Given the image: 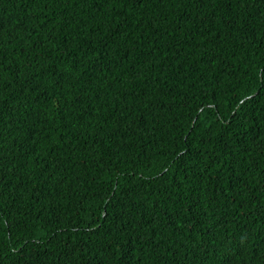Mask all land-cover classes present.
Returning a JSON list of instances; mask_svg holds the SVG:
<instances>
[{"label": "trees", "instance_id": "1", "mask_svg": "<svg viewBox=\"0 0 264 264\" xmlns=\"http://www.w3.org/2000/svg\"><path fill=\"white\" fill-rule=\"evenodd\" d=\"M106 4L0 0V181L6 197L0 212V264H86L88 257H66L63 243H33L38 233L23 225L29 218L43 217L39 223L51 224L50 234L64 230L76 237L77 246L86 240V250L95 253L99 240L89 238L87 229L77 232V225L101 220L108 193L123 195L132 172L155 182L145 181L142 192L147 199L136 206L135 220L122 235L129 243L150 236L152 222L164 225L163 212L173 208H157L158 197L152 192L163 191V185L176 190L187 205L197 195L189 198L190 182L179 191L177 185L185 178L183 161L173 163V157L179 160L177 154L188 149L189 163L194 160L203 167L205 161L197 153L205 143L226 139L231 135L228 122L236 125L234 117L251 120L245 114L260 108L259 103L241 105L240 100L253 92L264 98V0H196L195 5L129 0L123 9L105 11ZM213 53L218 54L215 62ZM70 63H78L86 73L65 72ZM218 82L227 86L217 88ZM255 123L258 128L245 124L248 143L253 134L264 135V121L257 118ZM240 147L237 156L243 159L237 171L244 181L259 186L254 162L261 157L255 144L251 158ZM100 160L107 167H98ZM118 169L126 175L114 189ZM97 173L103 184L93 183ZM216 174L211 169V175ZM228 191L235 203L211 180L199 193L197 219L203 221L200 232L209 241L207 255L189 245L195 237L185 232L177 238L168 229L158 236L157 250L149 247V256L140 253L143 264H220L213 239L225 245L231 240L237 249L244 241L236 264H264V256L256 253L258 245L245 239L252 233L259 240L256 222L241 207L254 202L253 193L245 188L238 194L240 187ZM85 196L92 207L77 217ZM6 224L12 225L10 236ZM141 224L147 231L141 233Z\"/></svg>", "mask_w": 264, "mask_h": 264}, {"label": "snow or ice", "instance_id": "2", "mask_svg": "<svg viewBox=\"0 0 264 264\" xmlns=\"http://www.w3.org/2000/svg\"><path fill=\"white\" fill-rule=\"evenodd\" d=\"M74 3L77 0H73ZM89 0H80V3H87ZM144 0H137V3L143 4ZM163 2V0H162ZM172 3H177L178 0H171ZM129 3V0H107L105 11L108 8H116L119 6L121 9L124 8L126 4ZM183 3H192L195 5L196 0H183ZM113 26L114 22H113ZM230 27V25H229ZM260 44L264 45V38L261 39ZM216 53H213L211 57L215 62L217 59ZM99 69L103 71L105 64L101 61L99 63ZM2 65H0V70H2ZM65 72L72 71L76 73H81V69L78 63H70L69 67L64 69ZM87 70H84L85 74ZM194 86V85H193ZM227 85L223 82H218L216 84L217 88H225ZM2 99V96H0ZM259 103L260 108L251 113L245 115H250L253 119L246 120L244 117H234L237 120L236 125H232L231 122H228V128L231 130V135L226 139L219 141H214L209 139L203 148L202 151H198V155L201 158V161H205L204 166L201 167L200 162L192 161L189 163V160L186 157H191L192 153L185 149L183 154L178 153L177 157H173V163H179L183 161V164L180 165L181 170L183 171V176L177 185L179 191H184L185 185L191 183V189L188 193L189 198L192 197L193 193H197L196 198L192 200L191 205H187L183 202L182 197L178 194L176 190L169 191L168 188H165L163 185L161 187L163 191L152 192L153 196L158 197L156 207L160 208L166 204L173 205L171 211H164L163 216L166 217L164 225H159L155 222H152V234L150 236L141 237L137 239L134 243H129L125 240L122 233L127 231V228L130 227L131 221L135 220V208L137 205H142L143 201L147 197L143 194L142 190L145 185V181L148 184L154 183V179L146 177L142 173L137 175L136 172H132L128 176L127 189L123 190V195H120L116 191L108 193L110 199L104 200L105 205V215L101 220L94 221L89 224H79L77 225L76 231L79 232L82 229H87L86 235L91 237H97L99 240L98 250L95 253L90 254L86 249L88 248V242L85 240L77 246V241L75 236H69L66 231L61 230L58 233H52L51 224L47 221L41 224L40 220L44 219L43 217L37 216L36 218H29L26 223L23 225L25 229L35 231L38 235L33 236V243L37 240H43L45 242V247L51 245L53 241H56L57 246L60 243H63L66 247L65 256L74 257L76 260L84 259L88 257L86 264H143L140 253H144L145 256H149L150 252L148 248L151 247L153 250L159 248L160 242L159 237H163L165 232L168 229H173L171 235L184 236L185 232L189 233L191 236L195 237L194 240L189 239V245L197 251H203L205 255L208 254V249L206 245L209 243L208 240L203 239V233L200 232V228L203 224L202 220L197 219V213L200 211L202 201L200 199L199 193L206 189L208 180H211L215 187L220 189V192L224 195L225 199H229L231 203H235V196L231 195V192L228 190L231 189L235 191L237 187H240V193L244 192L245 188H248L249 191H252L254 202L250 206H245L241 204L242 208H245V214L249 218L253 219L256 222V234L259 236V240L253 237L252 233H249L245 239L251 240L253 243L258 245L256 249L257 255L264 256V135L253 134L254 139L252 143L247 142V138L250 135L248 127H245L247 124L251 128H258L259 125L255 123V120L259 118L261 121H264V98L259 97L258 92H253L249 96H245L240 100V104L247 103ZM243 129V133L238 134V130ZM239 135L244 136V140L239 139ZM253 144H255L256 155L261 157L260 161H255L254 166L259 174V186L250 181H244L240 173L237 171L241 160L243 157H238L237 153L241 152L240 145H243L242 152L247 157L251 158L253 155ZM235 145V146H234ZM205 152H208L209 157H205ZM2 155V154H0ZM228 159L229 163L224 164V160ZM248 161H244L247 163ZM2 160H0V166H2ZM98 167L101 169L107 167L103 160L97 162ZM193 167L200 169L199 173L193 171ZM215 168L216 175H211V169ZM119 176L116 181L112 184L114 189L121 187L120 177L126 175L123 170H117ZM168 169H164V174H167ZM227 172V175L224 173ZM115 175V173H114ZM43 176V173H41ZM153 177L162 179L158 174H153ZM207 178V179H206ZM45 183L47 182V177H44ZM243 181V183H242ZM93 183L103 184V180L100 178V173L94 175ZM242 184V186H241ZM249 185H251L249 187ZM3 182L0 181V212H2L3 204L6 199L3 192ZM104 191H107V185L104 186ZM215 202H218L220 197H214ZM88 201V196H85L79 202V208L75 212L77 217L80 216L81 212L85 211L86 208H91L92 205L86 203ZM163 202V204L161 203ZM207 207V205H204ZM187 209V211H185ZM111 213V215H109ZM192 213V215H189ZM95 215L93 211L91 213ZM130 217L129 220H126L125 217ZM119 219V226H117L116 221ZM148 220L151 221V217H148ZM0 223H3V219L0 218ZM247 223V220H245ZM106 224H111V227H105ZM4 227L8 230L9 236L12 233V225L6 224ZM164 228V231L157 230ZM141 233L147 231L143 224L140 225ZM179 234V235H177ZM57 237L63 238L62 241L58 240ZM82 239V238H81ZM215 245L216 256L219 257L220 264H236L237 259L241 255V250L244 247V241H239L240 248L237 249L232 245V241L228 240L227 245L224 243H218L215 239L211 241ZM23 247V245L21 246ZM37 248H40V244H36ZM55 249H53L54 251ZM14 252H18L19 249H13Z\"/></svg>", "mask_w": 264, "mask_h": 264}]
</instances>
